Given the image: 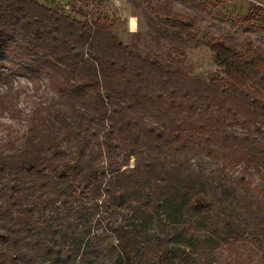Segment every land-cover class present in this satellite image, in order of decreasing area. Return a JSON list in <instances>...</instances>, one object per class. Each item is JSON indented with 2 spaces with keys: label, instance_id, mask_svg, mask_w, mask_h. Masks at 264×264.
<instances>
[{
  "label": "trees",
  "instance_id": "16d2710c",
  "mask_svg": "<svg viewBox=\"0 0 264 264\" xmlns=\"http://www.w3.org/2000/svg\"><path fill=\"white\" fill-rule=\"evenodd\" d=\"M149 8L140 47L104 15L0 0V113H18L17 76L49 90L21 143L0 148V264H102L89 227L75 229L94 211L108 264H231L218 248L264 249V185L245 176L264 177V37L211 36L217 68L191 75L195 16L174 0Z\"/></svg>",
  "mask_w": 264,
  "mask_h": 264
},
{
  "label": "rangeland",
  "instance_id": "374dc122",
  "mask_svg": "<svg viewBox=\"0 0 264 264\" xmlns=\"http://www.w3.org/2000/svg\"><path fill=\"white\" fill-rule=\"evenodd\" d=\"M48 5L59 6L63 11L69 12L71 6L81 8L89 14H101L114 21L112 29L125 42H135L140 47H145V32L148 30V14L150 5L155 0H39ZM257 5L260 8L254 9ZM174 7L179 11L195 16L197 25L191 29L193 36L192 44L185 48L186 67L191 75L208 77L217 68V63L212 57V52L207 46V41L211 36L221 32H228L239 39L264 37V0H174ZM255 11V12H254ZM151 13V12H150ZM250 19H247L248 17ZM129 20L132 24L129 25ZM140 32L143 36L137 38L132 32ZM148 39V38H146ZM147 41V40H146ZM49 90L45 86L44 79L37 83L17 76L13 81V91L11 92L12 106L18 110L4 111L0 113V148L9 151L6 145L7 140L18 145L21 143L25 130V115L37 101L47 100ZM205 156V155H203ZM96 167L98 171L106 170L107 163L105 155L96 154ZM206 159L209 157L205 156ZM132 159L128 161L130 164ZM206 164L205 172H213V176L218 172L219 163L211 161ZM124 166H122L123 168ZM240 167L226 169V175L236 172ZM245 176L250 179L251 187L256 183L257 187L264 185V177L261 172L254 169L245 171ZM216 182L217 178H212ZM219 187V186H218ZM81 201L90 203L92 199L80 198ZM97 200L104 202L110 209L112 206L104 201L103 195ZM99 214L91 212L87 215V222L79 223L76 230L89 227L88 235L94 234L90 244L99 251L96 257L102 264L109 263V255L106 250L109 247L111 238L103 230L104 221H98ZM92 237V235H90ZM237 250L235 248H218L219 257L231 262V264H264V256L261 252L264 249H257L249 241L239 242ZM239 259L235 260L236 254ZM94 255V254H92ZM249 255V256H248ZM248 256V257H247Z\"/></svg>",
  "mask_w": 264,
  "mask_h": 264
},
{
  "label": "crops",
  "instance_id": "0c3cea01",
  "mask_svg": "<svg viewBox=\"0 0 264 264\" xmlns=\"http://www.w3.org/2000/svg\"><path fill=\"white\" fill-rule=\"evenodd\" d=\"M129 23H130L129 25H131L132 24V20H129Z\"/></svg>",
  "mask_w": 264,
  "mask_h": 264
}]
</instances>
